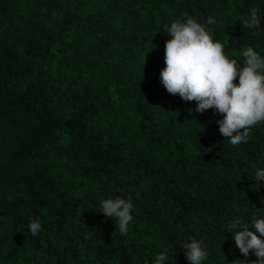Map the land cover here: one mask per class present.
<instances>
[{
    "label": "trees",
    "instance_id": "trees-1",
    "mask_svg": "<svg viewBox=\"0 0 264 264\" xmlns=\"http://www.w3.org/2000/svg\"><path fill=\"white\" fill-rule=\"evenodd\" d=\"M186 16H212L232 58L264 55V0H0V264H189L190 237L203 264L256 259L227 226L264 215V123L231 145L164 88V31ZM108 196L134 205L126 235L95 210Z\"/></svg>",
    "mask_w": 264,
    "mask_h": 264
},
{
    "label": "clouds",
    "instance_id": "clouds-1",
    "mask_svg": "<svg viewBox=\"0 0 264 264\" xmlns=\"http://www.w3.org/2000/svg\"><path fill=\"white\" fill-rule=\"evenodd\" d=\"M258 13V8H251L241 21L242 28L253 32L259 30ZM214 24L212 16H208L205 23L191 16L170 22L164 31L169 38L164 42L160 81L167 92L179 95L185 101H195L196 112L212 109L220 114L222 118L216 121L220 134L229 144L239 145L247 142L248 129L252 125L264 123V55L248 46L242 50V61L232 58L225 53L223 44L213 38L211 26ZM253 179L264 183V165L255 169ZM133 207L130 199L108 196L100 199L95 210L105 218L110 217L115 231L126 235L133 220ZM41 228L38 216L27 224L33 236ZM227 230L243 257H248L251 251L256 258L237 259L240 264H264V215L253 214L247 219L234 217ZM181 247L189 264H203L208 257L202 239L190 237ZM165 261L167 255L161 251L152 259V264H164Z\"/></svg>",
    "mask_w": 264,
    "mask_h": 264
}]
</instances>
